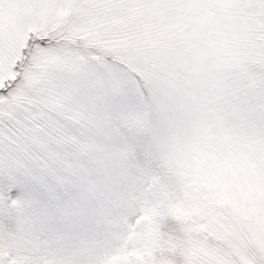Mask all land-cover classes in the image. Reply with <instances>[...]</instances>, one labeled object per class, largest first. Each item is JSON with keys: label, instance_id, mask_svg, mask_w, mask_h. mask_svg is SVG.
Listing matches in <instances>:
<instances>
[{"label": "snow or ice", "instance_id": "6c2138e0", "mask_svg": "<svg viewBox=\"0 0 264 264\" xmlns=\"http://www.w3.org/2000/svg\"><path fill=\"white\" fill-rule=\"evenodd\" d=\"M0 264H264V0H0Z\"/></svg>", "mask_w": 264, "mask_h": 264}]
</instances>
